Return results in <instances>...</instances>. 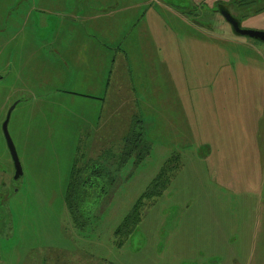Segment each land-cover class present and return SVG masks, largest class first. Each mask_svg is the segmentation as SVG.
Listing matches in <instances>:
<instances>
[{"label": "rangeland", "instance_id": "rangeland-1", "mask_svg": "<svg viewBox=\"0 0 264 264\" xmlns=\"http://www.w3.org/2000/svg\"><path fill=\"white\" fill-rule=\"evenodd\" d=\"M214 1L0 0L6 38L23 22L33 37L51 33L54 18L43 24V9L61 15V55L49 35L47 50L36 35L24 72L11 78L1 52L0 264H43L47 255V264H264V42L232 32ZM223 1L243 28L264 30V0ZM64 32H82L74 41L83 66L67 59L76 52ZM126 57L136 67L129 75ZM14 99L17 178L2 131ZM132 116L148 153L120 168L109 160L112 189L99 195L107 199L77 223L66 204L75 156L91 146L94 156L102 140L99 148L120 146ZM173 153L180 165L169 185L144 199L118 242L116 225Z\"/></svg>", "mask_w": 264, "mask_h": 264}, {"label": "trees", "instance_id": "trees-1", "mask_svg": "<svg viewBox=\"0 0 264 264\" xmlns=\"http://www.w3.org/2000/svg\"><path fill=\"white\" fill-rule=\"evenodd\" d=\"M222 7L230 10L227 2L223 0H215L210 9L218 11L223 17L220 12ZM133 120L135 122V126L132 125L128 127L130 129H127L126 134L121 138L120 146H112L110 150L105 148L97 152L98 155L95 158L85 155L82 157L81 154L79 156H75L66 186V204L73 216V219L77 223L84 221L85 218L90 215V213H87L88 209L95 202H105L107 199V196L112 189V181L115 177L111 174V168L108 170L105 168L108 164H110L109 160H113L116 163L115 166H119L120 168L129 156L133 155V162L138 163L140 161L139 159L143 158L145 154L148 153L150 143L148 140L143 138V132L138 130L135 131L136 129H134L137 126L138 118L134 117ZM178 157L179 155L176 153L168 156V158L161 165L157 174L152 178L141 195L132 205L131 209L128 210L122 220L116 225L114 233L117 239H120L118 242H121L124 237L128 236L134 230V227L140 220L142 214L144 199H152L155 196L160 195L167 188L171 177L179 168V162V164H177L178 166L174 164ZM105 176H108L109 180L105 179ZM109 187L111 188L109 189L107 196L100 200V193L106 192ZM49 256L50 255H47V258H44L42 261L43 264L47 263L46 260Z\"/></svg>", "mask_w": 264, "mask_h": 264}, {"label": "crops", "instance_id": "crops-1", "mask_svg": "<svg viewBox=\"0 0 264 264\" xmlns=\"http://www.w3.org/2000/svg\"><path fill=\"white\" fill-rule=\"evenodd\" d=\"M74 6H79V2L78 1H76V4H73ZM50 7H52V6H50ZM53 8V7H52ZM49 10H51V9H49V8H45V9H43V17H44V20H43V24H47V22L51 19V18H54V24H53V27H52V32L51 33H48V34H46V33H38V34H36V35H40L39 36V41H42L43 42V44H44V47H46V41H47V39H48V35L50 36V39L52 40L51 42H49V47L52 49V48H54V50H55V52L58 54V55H61V47H60V45H59V42H57V41H55V40H57V39H59V36H60V33H58V31L57 30H55V24H56V22H57V24H58V20H59V18L61 17V15L57 12V9L56 8H53L52 9V11H49ZM49 12H52V14L53 15H48L47 13H49ZM61 14H63V13H61ZM71 26L72 27H77V21L76 20H74L73 18H71ZM24 27H26V24H24ZM57 29H58V25H57ZM67 40H69L70 42L68 43V45H67V50H73L74 52H76V57L73 59V60H71V58H70V56H68V55H66V57H67V59L68 60H70L71 61V63H72V61L73 62H76L77 63V65L78 66H83L84 64H82V63H80V61L77 59V52H80L81 50H82V48H81V46H80V44L81 43H79V42H75L74 41V39H77V38H79L81 35H82V32H64V33H61ZM36 35H35V37H33V36H31L30 35V32L28 31V32H25V29H24V34L23 35H21V36H16V37H18V38H22V39H25L26 41H24L23 43H22V47L23 48H25V49H27V48H30V41L32 42L33 40H34V38H36ZM31 36V37H30ZM73 42H75V45L73 46V45H71V43H73ZM21 43H18L17 44V47L19 48V45H20ZM119 46V43L117 44V47ZM46 50H47V47H46ZM28 52H29V50H28ZM45 56L46 55H44V62H58V60H56V59H53V56L51 55V56H49V59H51V60H45ZM56 64H58V63H56ZM124 64H125V69L127 70V72H128V75H129V72L131 71V72H134L135 71V69H136V67H135V64H130V63H128V61H127V57L125 58V60H124ZM20 66H22V65H20L18 62H17V65H16V69H18V73H19V75L21 76V72H20ZM85 68H87V66L85 67ZM15 69V70H16ZM22 71H24L23 69H22ZM111 75H112V71H111V69L108 71V78H111ZM120 77H121V79H123V80H126V78H127V75H126V72H124L123 70H121V73H120V75H119ZM135 77V76H134ZM115 100V99H114ZM118 101V100H117ZM139 101V100H138ZM116 102V101H115ZM134 103L135 102H133V104H132V108H133V106H134ZM116 108H118V109H116V111L114 112V109L112 110L114 113H125L120 107H116ZM135 109H136V103H135ZM134 109V110H135ZM107 114H109L108 112H107ZM131 114H137V112H136V110H135V113H131ZM104 139V138H103ZM103 145V140L102 141H98V142H96V143H93L92 145H93V148H92V150H94V152L92 153L94 156H91V154H88L87 153V156H91L92 158H95L97 155H98V153L97 152H99V151H101V150H103V149H105V148H108V150H110V148L112 147V146H114V145H112V142H109L108 144V146H105L104 145V147L103 148H99V146L100 145ZM94 145H96L95 147H94ZM111 145V146H110ZM92 147V146H91ZM91 147H89L90 149L89 150H91ZM88 150V151H89ZM107 165V164H106Z\"/></svg>", "mask_w": 264, "mask_h": 264}, {"label": "water", "instance_id": "water-1", "mask_svg": "<svg viewBox=\"0 0 264 264\" xmlns=\"http://www.w3.org/2000/svg\"><path fill=\"white\" fill-rule=\"evenodd\" d=\"M220 12L223 15V17L225 18V20L231 25L234 33H236L238 35H247L249 37L256 38V39L264 42V30L243 28L240 24L241 23L240 20L237 17H235L231 13V11L227 8L222 7L220 9ZM16 102H17V100H15L8 107V109L6 111L5 119L2 122L4 137H5L6 144H7L8 150L10 152L13 164H14V175H13L14 178H17L18 176H20L22 174V166H21V163H20L16 148H15V145H14L12 138L8 132L7 122H8L10 113H11L12 109L14 108Z\"/></svg>", "mask_w": 264, "mask_h": 264}, {"label": "flooded vegetation", "instance_id": "flooded-vegetation-1", "mask_svg": "<svg viewBox=\"0 0 264 264\" xmlns=\"http://www.w3.org/2000/svg\"><path fill=\"white\" fill-rule=\"evenodd\" d=\"M24 24L25 23L23 22L21 27H18L17 29L12 30V33L7 38L0 34V58H1V54H2L1 52L3 50H5V48H7V51H6L7 52L6 54L8 57L7 62L12 63V69L8 71L9 73H12L11 78L13 77V75L15 73L17 62L20 65H22V66H20V72L21 73L24 72V71H22V69L25 70L26 63H27L26 55L28 53V49H25L22 47V43L26 40L16 37L17 35L21 36L24 34V29H25ZM2 42H4L5 44L3 45ZM18 43H21L19 45V48L17 47ZM28 62H29V59H28ZM2 78H3V75L0 74V80ZM11 78L9 80H11ZM8 92H9V89H8ZM15 100H17V99H14V101ZM7 109H6V111H7ZM5 116H6V112H5ZM5 116H4L3 120L5 119ZM7 129H8V122H7ZM2 131H3V128H2ZM3 135H4V132H3ZM45 264H47V263H45Z\"/></svg>", "mask_w": 264, "mask_h": 264}]
</instances>
